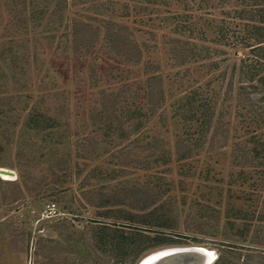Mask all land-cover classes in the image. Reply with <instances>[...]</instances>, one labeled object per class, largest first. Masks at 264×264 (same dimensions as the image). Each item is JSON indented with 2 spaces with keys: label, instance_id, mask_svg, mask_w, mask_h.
<instances>
[{
  "label": "rangeland",
  "instance_id": "rangeland-1",
  "mask_svg": "<svg viewBox=\"0 0 264 264\" xmlns=\"http://www.w3.org/2000/svg\"><path fill=\"white\" fill-rule=\"evenodd\" d=\"M134 1L70 0L72 8L61 23L48 14L31 16L17 0H0V170L14 172L11 180L0 174V264H102V248L97 246L95 253L88 240L95 223L111 221L103 216L106 209L90 204L97 197L90 192L112 195L131 187H155L178 218V230L164 233L179 244L160 250L209 249L217 254L216 264L219 249L229 246L244 256L256 255L251 264H264V241L259 245L260 237L254 238V231L264 228V123L225 96L233 67L239 68L244 59L255 65L259 60L248 49L217 44L215 29L202 26L229 29L227 40L234 42L248 23L235 14L245 6L241 0H225L226 5L191 0L190 10L199 18L193 34L207 32L206 41L198 44L223 53L175 68L165 38L168 15L182 10L179 1L170 7ZM125 4L130 6L125 9ZM73 15L99 27L105 20L128 26L143 46L142 63L127 64L111 55L104 37L92 53L74 55L66 30ZM148 72L162 76L165 98L144 128L120 144L113 129L102 120L95 122L92 112L114 94L119 114L135 109L144 113ZM183 98L194 107L196 100H207L213 128L220 120L229 127L225 148L210 152L208 135L205 147L179 158L178 140L200 138L199 126L174 118L185 107ZM33 117L40 120L36 125L30 122ZM45 122L53 127L40 133ZM155 137L163 143L166 158L148 164L136 151L133 155L143 167L120 165L118 151L132 150L136 141L149 144ZM87 138L101 140L103 147H90L95 153L77 147ZM245 153L256 158L242 160ZM229 222L237 223L231 228ZM238 230L247 233L245 238L230 239Z\"/></svg>",
  "mask_w": 264,
  "mask_h": 264
},
{
  "label": "trees",
  "instance_id": "trees-1",
  "mask_svg": "<svg viewBox=\"0 0 264 264\" xmlns=\"http://www.w3.org/2000/svg\"><path fill=\"white\" fill-rule=\"evenodd\" d=\"M178 1L183 11L178 10L174 14L168 15L171 24L168 26L169 33L165 38L172 65L175 68H182L200 62H207L221 55L222 50H215L204 44H198L201 40L206 41L207 32L198 31L197 35L193 34L192 27L198 26L199 18L197 19L190 10L193 7L191 0H135L134 4L136 5L139 2L144 6H160L163 3L170 7ZM220 1L223 4L225 3L224 5L227 4L225 0ZM17 3L21 4L24 7L23 11L30 13L31 16L48 14L49 17L57 18L61 23L66 22L67 15L72 8L70 0H17ZM242 5L245 8L236 10L235 14L240 21L248 23L245 22L246 24L240 28V34L234 42L227 40L229 29L223 31V29L217 28L216 25L212 27L208 23H202V26L206 27L204 29H215L218 39L217 44L248 49L259 60V64L255 65L253 63L249 64L248 59H244L239 68L237 66L233 67L225 96L226 101L235 98L238 105L251 109V114L259 116L264 123V0H241ZM129 6V4H125L124 7L127 9ZM73 17L75 19H69L66 30L68 32L69 48L74 55L80 56L83 52L92 53L104 37L103 42L111 55L127 64L138 66L142 63L143 46L134 40L128 26L113 20H105L104 26L99 27V25L93 24L91 20L82 19L81 16L73 15ZM146 75H148V78L145 81L146 103L144 113L140 109H135L133 111L128 110L124 115L123 113L119 114L117 110L118 100L114 98V94L105 96L102 100V106L92 112V118L95 122L102 120L110 130L113 129V134L119 139L118 143L120 144L128 141L144 128L149 116L151 117L158 112L165 98L162 76L159 73L149 72ZM223 78L225 79L226 76L224 75ZM186 99L183 98L182 100L185 107H180L175 112L174 118L188 124L194 123L195 126L193 127L195 128L199 126L197 128H199L200 135L198 136L200 138L191 139L188 142L182 138L178 140L176 149L177 154L180 155L179 158L183 159L185 155L191 154L194 149L205 147L208 135L210 137L208 144L210 152L219 147L225 148L230 137L229 127L223 125L220 120L213 128V111L208 108L207 100H196L197 106L194 107V104H191L188 99L185 103ZM124 100L127 102L128 97L123 96ZM120 117H123L124 120H121ZM37 121L40 120L35 117L30 119V122L34 125ZM39 127L41 129L40 133H43L47 132L53 125L45 122L41 123ZM187 132H189L188 129ZM101 144L103 145L101 140L87 138L85 142L76 145L83 149H89L97 145V149H100L103 147ZM132 145H134L132 150L123 148L117 152V158L120 160L121 166L128 167L132 163V165L143 167V162L150 164L149 160L151 159L160 162L161 159L166 158L163 155L165 152L163 143L157 137L149 144L145 141L141 143L136 141ZM106 150L109 151L108 147H106ZM90 151L95 153L96 149ZM136 151L143 157V162L139 157L133 155ZM250 156V153H245V156L241 158L250 161ZM255 158L256 156H251V159ZM90 194L92 196L97 194V197L93 196L94 200L90 204L97 208L106 209L103 216L111 221L110 223H95L92 226L94 229L92 238L88 240L89 244H92L91 249L95 253H97V246L102 248V264H138L148 253L179 244L177 240L164 233L167 230H178L179 221L170 207L169 201H162V196L155 187H148L147 189L139 187L123 188L122 191L112 195H102V192L98 193L93 190ZM215 220L219 223L220 215L215 217ZM235 223L237 222H229L231 228L235 227ZM244 227L247 230V226ZM246 235L247 233L238 230L237 235L229 237L233 239L238 236L243 240ZM254 235L255 239L260 237L261 240L257 243L262 244L264 241V228L259 227L254 231ZM253 258H257V256L254 254L244 256L240 250L228 246V249H219V258L216 264H239L241 262L242 264H251Z\"/></svg>",
  "mask_w": 264,
  "mask_h": 264
},
{
  "label": "water",
  "instance_id": "water-1",
  "mask_svg": "<svg viewBox=\"0 0 264 264\" xmlns=\"http://www.w3.org/2000/svg\"><path fill=\"white\" fill-rule=\"evenodd\" d=\"M0 174L14 176V172L6 169H1ZM210 254L204 248H170L154 252L138 264H213L217 257L210 259Z\"/></svg>",
  "mask_w": 264,
  "mask_h": 264
},
{
  "label": "bare ground",
  "instance_id": "bare-ground-1",
  "mask_svg": "<svg viewBox=\"0 0 264 264\" xmlns=\"http://www.w3.org/2000/svg\"><path fill=\"white\" fill-rule=\"evenodd\" d=\"M1 176L4 178V179H6V180H11V178H13V177H10L9 175H4V174H1ZM207 251H209L211 254H210V259H214V258H216L217 257V254H216V252L215 251H213V250H209V249H207Z\"/></svg>",
  "mask_w": 264,
  "mask_h": 264
}]
</instances>
